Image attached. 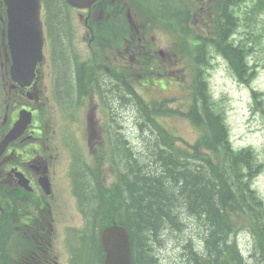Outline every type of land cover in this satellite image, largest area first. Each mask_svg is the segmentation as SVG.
Masks as SVG:
<instances>
[{
	"label": "trees",
	"instance_id": "obj_1",
	"mask_svg": "<svg viewBox=\"0 0 264 264\" xmlns=\"http://www.w3.org/2000/svg\"><path fill=\"white\" fill-rule=\"evenodd\" d=\"M48 2L58 13L59 1ZM255 10H264V0H256ZM234 24L233 18L231 28L216 31L215 38L200 35L198 56H203L205 46L213 42L243 79L250 69L245 58L253 46L229 40ZM199 80L193 104L185 113L203 130L191 151L176 146L172 133L157 123L156 109L142 108L138 113L141 129L158 127L161 137L153 138V149L149 145L150 149H137L125 163L118 203L95 192L89 198V204L96 207L94 228L108 218L128 228L133 264H160L157 249L165 232L183 229L189 223L196 233L184 238L175 264H264V201L253 186L264 161L259 162L250 147H233L224 113L209 95L205 82ZM87 182H91L90 177ZM242 230L253 238L248 258L236 238ZM91 243L96 250L94 236Z\"/></svg>",
	"mask_w": 264,
	"mask_h": 264
},
{
	"label": "flooded vegetation",
	"instance_id": "obj_2",
	"mask_svg": "<svg viewBox=\"0 0 264 264\" xmlns=\"http://www.w3.org/2000/svg\"><path fill=\"white\" fill-rule=\"evenodd\" d=\"M206 1L209 7V0ZM183 4L184 0H99L79 12L87 44L81 50L82 54L72 51L69 45L66 25L63 23L66 18L62 13L52 10L48 26L53 22L51 26L57 31L55 34L66 38L48 42L46 35V59L38 65V80L27 87L29 93H43L52 89L56 93H64L67 109L73 115L82 112L86 108L83 104H87L88 100L93 102L97 99L98 108L103 102L113 106V96L120 89L118 31L156 29L151 18L153 10H161L165 16L178 15L182 24L185 18ZM199 8V0L186 7L187 21L199 23L200 20H206L199 17ZM3 12L5 7L0 0V14ZM6 25L0 15V50L8 61L10 56ZM94 32L99 37L96 47L90 42ZM103 32H111L112 45L107 38L109 33ZM127 50L134 58V46H128ZM0 76L4 81V72L0 71ZM4 85L3 82L0 88ZM20 91L24 92L26 88L21 87ZM1 93L0 90V96ZM80 94L82 96L78 102ZM35 107L32 108L35 117L26 131L9 143L2 153L0 151V264H66V260L67 264H79L77 258H72L70 251L77 239L86 232L72 231L68 223L61 225L66 228L61 231L59 223L55 222L56 216L60 220L64 208L71 204L63 199L60 190L62 186L55 182L53 174L56 172L52 171L53 156L64 152L65 142L56 141L58 129L49 131L48 124L42 118L41 106L38 104ZM21 108L20 105L0 107V112L6 111L5 117L3 115L0 119V142L11 127L8 118L12 120L16 114L18 116ZM91 108H97V104ZM88 119H92L91 114ZM100 143L103 140L97 141L91 148L100 153ZM17 171L29 180L30 190L20 182ZM45 174L51 181V189L47 190L49 193L40 184V178ZM21 181L25 183L23 179ZM72 232L75 234L73 238L69 236Z\"/></svg>",
	"mask_w": 264,
	"mask_h": 264
},
{
	"label": "rangeland",
	"instance_id": "obj_3",
	"mask_svg": "<svg viewBox=\"0 0 264 264\" xmlns=\"http://www.w3.org/2000/svg\"><path fill=\"white\" fill-rule=\"evenodd\" d=\"M245 6L241 5L237 9L239 17V25L237 26L239 32L234 34V38H246L250 44L254 43L249 56V64L251 66L252 75L249 72L245 73L247 77L246 82L238 79L233 72L228 61L218 51L212 47L210 52L212 54L213 66L209 67L206 73L208 85L210 87L211 96L216 101L218 109L224 113L228 126L230 127V137L235 148H242L252 146L257 152L259 159H264V12L259 13V16H252V20L243 12ZM66 11V9L64 10ZM236 11V12H237ZM77 22L81 20L77 18ZM62 31V30H58ZM205 33V31L200 30ZM156 38V48L163 49L164 68L167 69L168 82L163 83L164 88L160 86H153L149 81L148 86L142 91L143 96L149 100H157L164 102L168 100L170 109L167 111V105L162 106L161 114L157 112V122L162 127L165 126L175 137V144L178 148L185 151H191V145L195 143L202 135V128L194 123L192 119L184 115L188 112L189 105L195 93V85L193 79L195 78V70L192 64L186 59L188 56L183 53L175 55L173 51L175 38L170 33L163 31L153 32ZM252 34V35H251ZM249 36H251L249 38ZM54 32L49 37V42L54 39ZM254 38V39H253ZM168 53V54H167ZM178 59L179 61H174ZM172 78V79H171ZM141 85V83H137ZM253 89L261 92V96L257 99L261 100L259 104L256 103L253 96ZM115 111L120 114L112 121V126L116 127L123 123L124 134L130 138L131 146L135 150H142L148 145L152 149L155 146L153 138L161 137L158 127H146L142 130L137 123V109L131 97L125 94V91L120 88L113 96ZM132 103V104H130ZM139 113V112H138ZM78 125L70 127L65 126L64 130L61 127L57 132V140L65 142V149L62 154H54L52 159V171H56L59 175L65 173L71 166H81L85 163L93 164L94 152L91 146L97 141L103 140L109 134V130H105L104 135L101 136L100 127L102 124H94L92 129L85 125L83 130L79 127L78 130L73 128ZM53 139V136H52ZM52 141V140H51ZM105 146V145H104ZM148 147V148H149ZM150 149V148H149ZM146 150V149H145ZM83 159H80L81 154ZM108 183L116 179L115 171L112 168H107ZM58 175V176H59ZM57 176V177H58ZM66 178V177H65ZM62 182L64 180L62 179ZM88 187V184H82ZM254 187L258 194L264 200V171L258 174L254 180ZM96 211V207L94 208ZM93 210V212H94ZM102 214V211L99 210ZM101 217V215L99 216ZM233 220V218H232ZM192 224L185 225L183 231L169 232L165 236V243L163 248L159 250L160 264H175L181 254V246L187 235L196 233V229H192ZM238 229L240 228L237 227ZM240 247L244 250L245 255H249L253 238L251 234L244 230L238 237Z\"/></svg>",
	"mask_w": 264,
	"mask_h": 264
},
{
	"label": "water",
	"instance_id": "obj_4",
	"mask_svg": "<svg viewBox=\"0 0 264 264\" xmlns=\"http://www.w3.org/2000/svg\"><path fill=\"white\" fill-rule=\"evenodd\" d=\"M25 2L22 1V6L26 7L28 4V0H24ZM35 1H33L34 3ZM70 3L73 5H81L83 0H69ZM35 5V9L32 11V14L27 20L23 21H32L34 24H38V28L40 25V22L38 20V8L39 5ZM17 5V4H16ZM11 6V5H10ZM18 8V14L21 12V8L17 6ZM21 14L24 15V13L21 12ZM22 15H18V18ZM33 16V19L31 20ZM16 23V21H15ZM12 33L16 32V27L12 26L11 27ZM14 50L17 52L18 46L16 43H14L13 46ZM128 232L124 227L121 226H111L108 227L105 232H104V242H105V247L107 249V259H106V264H131L130 261V247H129V242H128Z\"/></svg>",
	"mask_w": 264,
	"mask_h": 264
}]
</instances>
